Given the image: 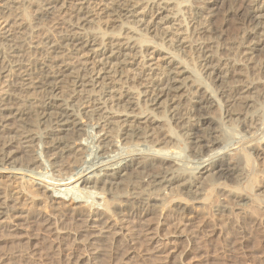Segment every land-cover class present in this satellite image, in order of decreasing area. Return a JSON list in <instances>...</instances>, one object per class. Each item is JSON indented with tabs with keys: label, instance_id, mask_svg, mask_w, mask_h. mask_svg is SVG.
Here are the masks:
<instances>
[{
	"label": "bare ground",
	"instance_id": "bare-ground-1",
	"mask_svg": "<svg viewBox=\"0 0 264 264\" xmlns=\"http://www.w3.org/2000/svg\"><path fill=\"white\" fill-rule=\"evenodd\" d=\"M21 3L0 0V230L30 247L36 224L55 249L79 246L97 260L134 246L138 233L160 247L154 229L168 230L162 214L171 205L182 214L189 202L206 206L215 191L242 210L264 197V131L253 133L264 99V68L254 62L264 58V0H43L38 21L68 3L77 24L37 43L36 69L23 60L31 48L25 28L37 29ZM230 22L240 36L223 61ZM258 69L262 76H253ZM31 90L38 99L24 96ZM238 129L244 134L229 144L226 130ZM144 145L151 153L137 150ZM236 145L232 156H219ZM184 149L196 165L178 166ZM121 150L124 157L104 161ZM89 151L101 162L87 169L102 165L86 177ZM251 156L261 161L256 169Z\"/></svg>",
	"mask_w": 264,
	"mask_h": 264
},
{
	"label": "rangeland",
	"instance_id": "rangeland-1",
	"mask_svg": "<svg viewBox=\"0 0 264 264\" xmlns=\"http://www.w3.org/2000/svg\"><path fill=\"white\" fill-rule=\"evenodd\" d=\"M42 1L43 0H22L20 4V9H24L27 13L28 24L37 29L36 32H33L31 29L25 28L24 37L22 38L23 45L31 47L28 51L23 53V60L33 69H36L43 60L42 52L33 49L37 43L42 42L44 36L58 39L68 27L71 28V26L77 24L75 18L70 20L68 18L69 8L72 6L68 3L65 5L66 7L68 6V10L66 8L67 11H62L60 5H58L53 14L38 21L39 7ZM187 1L189 6L193 5L194 0ZM186 17H188V14H186ZM70 21L72 25H70ZM235 23L230 22L223 28L224 31L222 35L226 38H223L221 41L223 44L219 45V49L223 54L220 55V57L223 61L233 57L232 52L229 51L231 54H228L225 48L230 49L236 47L235 41L240 36L238 35L237 29H235L237 25ZM110 30L111 29H108V31ZM197 37L198 36H195L194 40L197 39V41H199L201 37ZM262 59L254 58V62L256 61L255 63L257 66L259 65L258 68L260 70L264 68V58ZM199 61L200 60H197V63H199ZM259 69L258 72L256 70V72L253 73V76L258 75L257 77H260L259 73L262 76L263 73L259 72ZM39 90L40 89H36L35 91L38 92ZM37 92L31 90L24 94V96H32L38 99L39 95ZM258 103L259 104L255 107L253 116L255 117V124L258 126L256 127L257 129L253 130L256 139H258L264 131L262 127L264 123V99L259 100ZM82 122L85 126L84 128L88 129L91 134L97 129L95 126H91L86 119ZM237 132L226 130L225 135L227 136L229 144H234V142H237L244 134L242 132L241 135L239 129ZM89 142L90 140H83L81 144L85 146L88 145ZM237 146L238 145L230 146L227 150L220 152L221 154L219 153V156L226 153L227 158L232 156V151ZM183 147L184 146H182V148ZM40 148L39 146L36 152L39 157ZM92 150L94 151V149ZM137 150H140V153L144 152V154L151 153L147 152L145 145L138 147ZM185 150L186 149H184V152H182L178 158V166L189 168L196 165L197 162L195 160L192 161L187 158L189 153ZM93 151H89L88 155L85 156L86 163H88L84 164L82 167V171L85 170L84 174L86 177H91L92 174L90 172L102 165L98 164L97 166L87 169L89 163L93 160L94 162L96 160L101 162L96 158L97 156H94L95 153L92 154ZM125 151H119L120 155H117V152L110 154V159L105 157L104 161L107 163L109 161H115L119 157H124ZM173 157L178 156L174 155ZM251 158L253 159V164L256 169V165L260 164L261 161L255 159L253 156H251ZM43 165L46 167V170L42 172L44 177L48 178L51 176L50 168H48L46 162H44ZM45 171L47 174H45ZM16 178H20V176L18 175ZM36 179L39 180V182H47V180L45 181L39 176L36 177ZM11 180L13 184L11 183L12 185L9 189L16 183L15 178ZM241 182L242 186L246 185V183H243L244 180H241ZM35 183H37V181ZM240 191L243 193L246 192L243 190ZM66 195L68 197L70 196L68 193H66ZM247 195L249 198L252 197V193H247ZM7 197L10 202H14V200H12L13 195L10 191ZM80 197L81 200L78 199L77 201L83 200V196ZM94 197L95 196H92V198ZM96 198L100 197L97 196ZM10 202L8 206L12 205ZM236 204L237 201L235 199L233 200V198L225 197L221 195V193L214 191L211 192L210 199L207 201L206 206L199 207L200 205L189 202V210L182 214L177 213L174 210V205H171V207L162 214V216L166 218V223L169 226L168 230L162 227H159L157 230L154 229V232L158 231L157 238L158 240L160 239V243H162L160 247L154 244V249H152L145 237L138 233L134 246L123 245V250H120V253H112L105 259L100 258L97 260H92L89 253L79 246H64L60 249H55L51 242L50 235L42 230L41 226L36 224L28 228V234L36 240L34 245L30 247L24 243L23 239L20 238L18 234L0 230V264H264V197H261L259 201H254L252 204L242 206V210L241 207H239V210H236ZM220 205L226 206L227 209H221ZM45 211L48 214L50 213L48 209ZM9 213L13 214V211L9 210ZM146 219L151 222V216H147ZM153 219L155 228L158 221L156 220L157 215L155 213ZM167 232L173 233V236L177 239L171 238V236H164ZM168 240L174 241L175 245H173V247H170V245L165 246L164 244ZM170 248L173 250L172 253H170ZM125 249H127V252L121 256V253ZM77 258L84 261L81 263Z\"/></svg>",
	"mask_w": 264,
	"mask_h": 264
}]
</instances>
